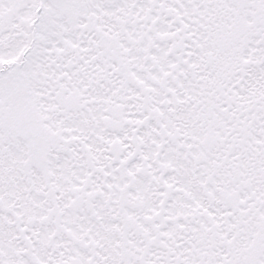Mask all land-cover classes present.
I'll return each instance as SVG.
<instances>
[{
    "label": "snow or ice",
    "instance_id": "obj_1",
    "mask_svg": "<svg viewBox=\"0 0 264 264\" xmlns=\"http://www.w3.org/2000/svg\"><path fill=\"white\" fill-rule=\"evenodd\" d=\"M0 264H264V0H0Z\"/></svg>",
    "mask_w": 264,
    "mask_h": 264
}]
</instances>
